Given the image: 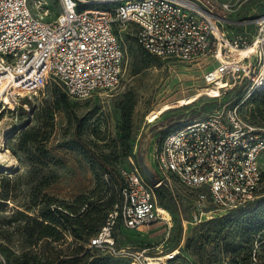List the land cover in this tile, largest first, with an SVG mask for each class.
I'll list each match as a JSON object with an SVG mask.
<instances>
[{"label":"built area","instance_id":"2783aa9c","mask_svg":"<svg viewBox=\"0 0 264 264\" xmlns=\"http://www.w3.org/2000/svg\"><path fill=\"white\" fill-rule=\"evenodd\" d=\"M57 1L60 11L48 17L50 0H0V106L15 103L12 109H16L23 97L44 92L50 83L77 99L113 90L124 68L122 31L132 24L137 26L138 42L157 57L189 62L205 56L217 59L218 65L204 74L211 88L220 90L217 95L242 88L238 101L218 105L166 134L153 154L160 174L156 183L134 162L122 168V202L88 243L130 264H171L179 254L186 257L182 251L151 255L119 246L115 226L118 220L130 230L156 222L172 226V209L166 207L169 217L159 203L161 187L174 194L179 213L184 207L180 200L189 203L194 220L184 219L185 229L189 222L198 225L258 197L264 125L249 120L242 105L264 88V11L249 36H230L225 18L214 11V0ZM219 6L233 9L230 2ZM198 241L205 242V236ZM211 264L264 262L257 252H223Z\"/></svg>","mask_w":264,"mask_h":264},{"label":"rangeland","instance_id":"374dc122","mask_svg":"<svg viewBox=\"0 0 264 264\" xmlns=\"http://www.w3.org/2000/svg\"><path fill=\"white\" fill-rule=\"evenodd\" d=\"M214 1L217 4L214 11L225 18L224 26L230 36L237 33L249 36L256 28V18L264 11V0ZM224 2H230L233 9L223 10L219 4ZM49 6L48 17L60 11L57 0H50ZM136 30L137 26L132 24L122 31L124 68L120 83L113 90H100L85 99L69 96L66 101L61 96L65 91L50 83L44 92L23 97L16 109H12L16 105L0 106V240H6L3 238L6 236L16 247L26 239L29 230L38 228L27 214L36 216L46 196L72 202L79 195H87L103 203L101 208L106 207L112 196H121L118 191L123 181L121 170L132 162L143 166L147 179L155 180L160 174L153 154L170 130L242 96L241 87L217 95L219 89L211 88L205 81L204 74L218 65L214 57L205 56L192 62L157 57L138 42ZM144 57L147 64L142 62ZM131 91L138 102L127 136L121 107L125 94ZM47 107L54 109V126L50 139L42 144L40 140L52 121L44 116ZM242 110L249 120L264 125V88L254 91ZM29 126H35L34 131L40 130L35 142H23L20 137ZM261 166L263 179L258 197L250 205L198 225L189 222L186 229L183 220H194L189 203L181 199L184 207L183 213H179L174 194L162 188L158 198L163 200V206L172 209V226L156 222L130 230L118 220L114 232L119 246L146 250L152 255L173 250L183 241L181 251L186 257L179 254L171 264H211L223 252L232 255L257 252L264 262V153ZM200 236H205L206 241H198ZM75 241L72 231L65 230L60 242L40 244L47 250L45 256L58 262L74 256ZM85 247L91 248L86 264H99V260L130 264L89 247L88 242ZM0 261H4L1 252Z\"/></svg>","mask_w":264,"mask_h":264},{"label":"trees","instance_id":"16d2710c","mask_svg":"<svg viewBox=\"0 0 264 264\" xmlns=\"http://www.w3.org/2000/svg\"><path fill=\"white\" fill-rule=\"evenodd\" d=\"M142 62L147 64V58L144 57ZM61 96L68 101L69 96L66 92H62ZM137 102V97L132 91L127 92L122 101L121 118L127 136L132 129V119ZM45 112L44 116L52 121L51 124L46 122V124H48V130L45 131V134L40 140L42 144L50 139L54 126V109L52 110V108L47 107ZM34 129L35 126H29L21 132L20 137L23 142L37 141L40 130L38 128V130L36 129V131H34ZM122 183L123 181L120 183V187ZM162 188L165 187L157 189V195L160 194ZM118 191L121 195L120 188ZM117 196L118 195L116 194V196H112L108 199L106 202L107 206L104 208H101L103 203L98 202L97 200L92 199L91 196L87 195H79L72 202L60 200L54 196H46L47 198L43 199V204L41 208L37 210L36 216H30L27 214V216L31 217L34 222L38 224V228L34 227V229L32 228L29 230L25 234L26 239L16 247L10 244V238L6 236H3L6 240H0V252L4 259V261H0V264H86L89 258L88 252L91 248H86L85 244L87 242L89 243L90 238L99 232L114 205L117 202H122V197ZM159 203L162 205L164 204L163 200L160 199ZM65 230L72 231L77 247L74 250V256L72 258L63 257L58 260V262H55V260L49 256H45L47 250L44 245L42 246V244H40V242H46L47 245L51 244V241L60 242L64 239ZM82 252L84 253L81 254ZM98 263L110 264L105 263L102 260H99ZM113 264H119V261H116Z\"/></svg>","mask_w":264,"mask_h":264},{"label":"bare ground","instance_id":"6f19581e","mask_svg":"<svg viewBox=\"0 0 264 264\" xmlns=\"http://www.w3.org/2000/svg\"><path fill=\"white\" fill-rule=\"evenodd\" d=\"M220 91V90H219ZM207 92V91H206ZM208 93V92H207ZM219 94V93H218ZM16 104L15 103H12L11 104V106H15ZM162 207H164V206H162ZM165 209H166V212L168 213V216L170 217V213L171 212H169V210H167V208L166 207H164ZM182 246V244L180 245V247ZM180 247L178 246V247H176V248H174L172 251L174 252V254H176V253H178V252H180L181 251V249H180Z\"/></svg>","mask_w":264,"mask_h":264},{"label":"water","instance_id":"95a60500","mask_svg":"<svg viewBox=\"0 0 264 264\" xmlns=\"http://www.w3.org/2000/svg\"><path fill=\"white\" fill-rule=\"evenodd\" d=\"M140 165V167H141V169H142V171H143V166L141 165V164H139ZM159 178H160V176H156V179L155 180H150L149 178V181H151L152 183H156L158 180H159Z\"/></svg>","mask_w":264,"mask_h":264}]
</instances>
